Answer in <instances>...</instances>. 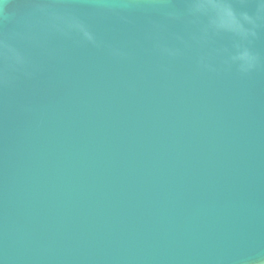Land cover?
I'll return each mask as SVG.
<instances>
[{"label":"water","instance_id":"1","mask_svg":"<svg viewBox=\"0 0 264 264\" xmlns=\"http://www.w3.org/2000/svg\"><path fill=\"white\" fill-rule=\"evenodd\" d=\"M94 27L130 59L53 40L41 72L0 93V264H240L264 249V68L161 60L139 15Z\"/></svg>","mask_w":264,"mask_h":264},{"label":"clouds","instance_id":"2","mask_svg":"<svg viewBox=\"0 0 264 264\" xmlns=\"http://www.w3.org/2000/svg\"><path fill=\"white\" fill-rule=\"evenodd\" d=\"M137 15L147 21L144 38L161 60L191 55L199 72L240 77L264 68L255 47L264 36V0H0V93L34 79L42 70L37 54L57 55L53 40L130 59L127 45L109 43L94 23L115 18L127 24ZM240 264H264V249Z\"/></svg>","mask_w":264,"mask_h":264}]
</instances>
